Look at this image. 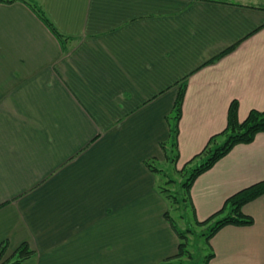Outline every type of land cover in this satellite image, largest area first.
Listing matches in <instances>:
<instances>
[{
  "label": "crops",
  "instance_id": "crops-1",
  "mask_svg": "<svg viewBox=\"0 0 264 264\" xmlns=\"http://www.w3.org/2000/svg\"><path fill=\"white\" fill-rule=\"evenodd\" d=\"M27 1L64 38L0 0V244L28 242L22 264H161L180 242L159 179L180 81L177 170L232 101L241 121L264 110V0ZM262 180L264 132L196 178L195 217ZM242 210L253 224L219 230L209 264H264V195Z\"/></svg>",
  "mask_w": 264,
  "mask_h": 264
},
{
  "label": "trees",
  "instance_id": "trees-1",
  "mask_svg": "<svg viewBox=\"0 0 264 264\" xmlns=\"http://www.w3.org/2000/svg\"><path fill=\"white\" fill-rule=\"evenodd\" d=\"M6 2H12L13 0H2ZM33 9L40 20L49 28V30L60 40L64 36L56 28L55 24L47 16L46 12L36 4H32L27 0H23ZM264 8V7H261ZM239 43L229 47L221 54L207 61L205 64L213 63L222 56L233 51ZM187 78L180 81L179 92L174 104L173 113L170 117L171 125V137L168 141L161 144L165 153L166 159L173 165L174 170L178 173H189L188 177L182 183V190L184 193L183 201L188 207H191L195 217V208L191 199V188L198 176L211 169L221 158L226 156L232 148L239 143H251L254 141L256 135L260 132H264V110L252 109L244 120H240L238 116L239 103L237 100L231 102L228 110V118L226 127L219 133L212 135L206 143L203 150L196 154L193 158L187 161L182 168H176L175 164L179 158V122L182 117L183 102L187 90ZM153 159L149 162V167L157 171L155 164L153 165ZM167 161V162H168ZM148 164V161H147ZM161 192L169 199L170 203L177 202L180 205V201L172 198V195L168 193V189L160 187ZM264 195V180L256 182L237 193L233 194L225 201L223 208L210 217L204 220H198L195 217L198 225H203L206 230V242L210 244L211 238L223 227L227 225L247 226L252 225L254 218L243 212V206ZM226 212V213H225ZM167 219L171 222L173 229L175 230L179 238L178 253L165 259L161 264H184L186 260L192 258L191 252L188 249L189 234L193 230L191 228L181 229L176 225L173 217L167 212ZM182 216V215H181ZM183 217V216H182ZM9 250L8 241H3L0 244V264H22L25 260L36 255L34 249L31 248L28 242L21 243L9 256H7ZM215 253L213 249L205 256L203 264H209L210 260L214 257Z\"/></svg>",
  "mask_w": 264,
  "mask_h": 264
},
{
  "label": "rangeland",
  "instance_id": "rangeland-1",
  "mask_svg": "<svg viewBox=\"0 0 264 264\" xmlns=\"http://www.w3.org/2000/svg\"><path fill=\"white\" fill-rule=\"evenodd\" d=\"M249 2L258 3L260 1L250 0ZM162 170L164 172L159 175V179L161 180L160 185L168 189V193L172 195L173 199L177 197V200L180 201V205L175 201L171 203L170 213L176 225L182 230L187 228L193 230V233L189 234L188 245L192 258L189 259L190 261L186 260L184 264H203L205 256L208 255L212 247L211 243L207 244L206 242L205 227L196 223L191 207H188L185 201L182 200L184 197L182 183L186 180L189 173H178L169 161L165 163ZM9 255L7 254V256Z\"/></svg>",
  "mask_w": 264,
  "mask_h": 264
}]
</instances>
